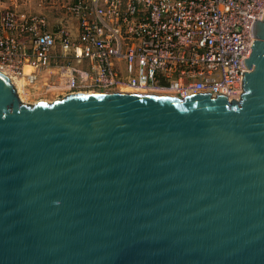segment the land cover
Returning a JSON list of instances; mask_svg holds the SVG:
<instances>
[{"label":"water","instance_id":"obj_1","mask_svg":"<svg viewBox=\"0 0 264 264\" xmlns=\"http://www.w3.org/2000/svg\"><path fill=\"white\" fill-rule=\"evenodd\" d=\"M240 99L25 102L0 68V264H264V11Z\"/></svg>","mask_w":264,"mask_h":264},{"label":"built area","instance_id":"obj_2","mask_svg":"<svg viewBox=\"0 0 264 264\" xmlns=\"http://www.w3.org/2000/svg\"><path fill=\"white\" fill-rule=\"evenodd\" d=\"M30 1L0 8V68L24 88L45 70V91L57 93L240 99L264 11V0H38L45 12L27 9Z\"/></svg>","mask_w":264,"mask_h":264},{"label":"rangeland","instance_id":"obj_3","mask_svg":"<svg viewBox=\"0 0 264 264\" xmlns=\"http://www.w3.org/2000/svg\"><path fill=\"white\" fill-rule=\"evenodd\" d=\"M57 16H53L51 19H56ZM62 18V17H61ZM72 22L76 21L75 17L71 18ZM27 69H30V67H27ZM17 84L19 83L20 88V94L21 98L28 103H35L39 99H47L49 101H52L58 97H62L67 92L63 93H57V92H47L45 91V70L42 73V76L40 77V80L37 83H27L26 87H23L24 79H15Z\"/></svg>","mask_w":264,"mask_h":264},{"label":"crops","instance_id":"obj_4","mask_svg":"<svg viewBox=\"0 0 264 264\" xmlns=\"http://www.w3.org/2000/svg\"><path fill=\"white\" fill-rule=\"evenodd\" d=\"M11 4V0H1L0 1V8L2 6L5 5H10ZM27 9H31V10H42L45 12V6L39 5V1L38 0H31L28 4V6L26 7ZM19 80V79H18Z\"/></svg>","mask_w":264,"mask_h":264},{"label":"bare ground","instance_id":"obj_5","mask_svg":"<svg viewBox=\"0 0 264 264\" xmlns=\"http://www.w3.org/2000/svg\"><path fill=\"white\" fill-rule=\"evenodd\" d=\"M3 69V68H2ZM4 70V69H3ZM9 74V73H8ZM11 76V75H10ZM11 78H12V80L15 82V84H17V82H16V77H14V76H11ZM17 86H18V89H19V94H20V88H19V83L17 84ZM129 90V89H128ZM131 91V90H130ZM154 93H163V92H154ZM166 94V93H165ZM20 96H21V94H20ZM22 97V96H21Z\"/></svg>","mask_w":264,"mask_h":264}]
</instances>
